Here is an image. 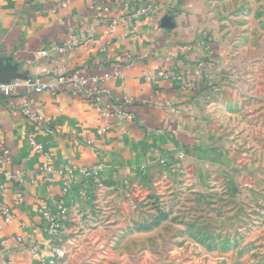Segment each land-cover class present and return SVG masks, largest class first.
Masks as SVG:
<instances>
[{
    "label": "crops",
    "instance_id": "crops-1",
    "mask_svg": "<svg viewBox=\"0 0 264 264\" xmlns=\"http://www.w3.org/2000/svg\"><path fill=\"white\" fill-rule=\"evenodd\" d=\"M96 4L106 12L93 39L71 52L52 50L66 47L72 36L87 38L86 28L95 23L90 8ZM143 8L146 14L140 13ZM213 8L207 0H0L3 68L30 79L42 69L85 67L95 76L118 69L122 78L103 86L113 99L133 101L127 108L131 119L120 120L99 116L66 92L31 95L39 116L33 124L21 114L19 98L0 99L10 169L32 172L25 178L21 203L16 184L0 176V202L11 207L13 216L6 223L0 215V264H37L31 251L50 257L55 245L65 252L58 264H73L69 253L80 247L76 238L94 215V202L79 196V169L101 166L106 191L100 193L111 199L125 184L135 192L155 174L181 165L208 172L220 167L215 120L227 113L235 90L256 78L247 67L252 57L224 33ZM159 72L168 78H155ZM29 137L51 155L50 166L73 170L66 190L62 180L49 181L38 172L45 160L33 152ZM89 194L95 202L100 199L91 189ZM46 208L59 222L57 244L47 230ZM63 209L67 216H60Z\"/></svg>",
    "mask_w": 264,
    "mask_h": 264
},
{
    "label": "rangeland",
    "instance_id": "rangeland-1",
    "mask_svg": "<svg viewBox=\"0 0 264 264\" xmlns=\"http://www.w3.org/2000/svg\"><path fill=\"white\" fill-rule=\"evenodd\" d=\"M207 1L256 78L215 120L223 163L155 174L128 199L95 192L73 264H264V0Z\"/></svg>",
    "mask_w": 264,
    "mask_h": 264
},
{
    "label": "built area",
    "instance_id": "built-area-1",
    "mask_svg": "<svg viewBox=\"0 0 264 264\" xmlns=\"http://www.w3.org/2000/svg\"><path fill=\"white\" fill-rule=\"evenodd\" d=\"M93 12L95 23L92 26L86 28L87 38H75L70 37L68 45L64 48H57L52 46L51 49L59 53L71 52L74 48L84 45L85 43L93 39V33L95 27H97L102 21L106 9L99 4H96L90 8ZM147 8L140 10V13L146 14ZM114 28H112L113 30ZM134 31V28L132 29ZM41 55H46V52H41ZM127 61H132L131 56H127ZM38 70V68H37ZM195 75L200 76V71L196 69ZM121 79L122 75L117 69L112 74H103L102 76L90 75L85 67L69 70L65 67L57 69H42L39 71V76L30 79H12L8 81H0V99H13L19 98L21 101V114L30 123L36 124L39 121L38 113L32 108L30 101L31 95H41L44 93L58 94L69 93L74 97H78L87 102L95 112L105 118L109 119L116 117L120 120L131 119V114L128 112V107L133 103L129 98L125 99H113L110 92L103 86L105 82L110 79ZM155 78H168V74L165 72H159ZM187 87V86H186ZM192 87V86H191ZM188 88V87H187ZM93 145V142H90ZM29 145L33 152L42 156L45 163L38 169L39 173H46L49 176V181H55L60 179L64 182V188H68L70 178L73 170L71 168L55 169L49 165L48 161L51 155L45 151L43 146L36 142L32 137H29ZM0 176L6 182H13L18 187L17 201L21 203L23 201L22 187L25 183V178L32 172L26 169H10L13 166V159L10 149L4 142L2 132L0 131ZM78 174L82 177V186L79 188V196L83 199L90 200L89 189L94 192H105L106 185L103 177V169L97 165L91 168H82L77 170ZM118 196L123 198L130 197V188L128 185H124L115 189ZM0 215L3 217L6 223L12 221V211L9 205L0 202ZM43 216L48 220V232L54 239L56 244L59 241L60 226L57 218H55L51 211L46 208L43 211ZM60 216H67L66 209L60 212ZM32 255L36 258L37 264H58L59 261L65 258V252L58 246H54L51 251L50 257H44L38 255L35 251H31Z\"/></svg>",
    "mask_w": 264,
    "mask_h": 264
},
{
    "label": "water",
    "instance_id": "water-1",
    "mask_svg": "<svg viewBox=\"0 0 264 264\" xmlns=\"http://www.w3.org/2000/svg\"><path fill=\"white\" fill-rule=\"evenodd\" d=\"M26 78H27V76H15V75H13L11 69L6 70L0 64V81H8V80H12V79H26Z\"/></svg>",
    "mask_w": 264,
    "mask_h": 264
}]
</instances>
